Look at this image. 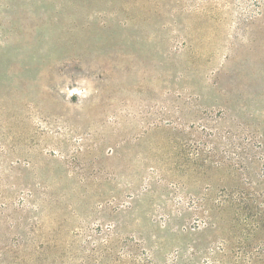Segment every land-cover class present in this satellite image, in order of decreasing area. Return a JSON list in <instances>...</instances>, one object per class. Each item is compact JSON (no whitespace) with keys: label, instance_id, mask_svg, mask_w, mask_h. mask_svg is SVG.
Returning <instances> with one entry per match:
<instances>
[{"label":"rangeland","instance_id":"obj_1","mask_svg":"<svg viewBox=\"0 0 264 264\" xmlns=\"http://www.w3.org/2000/svg\"><path fill=\"white\" fill-rule=\"evenodd\" d=\"M0 264H264V0H0Z\"/></svg>","mask_w":264,"mask_h":264}]
</instances>
